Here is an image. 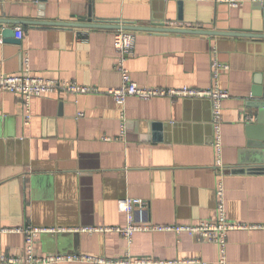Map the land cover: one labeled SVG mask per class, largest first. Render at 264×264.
I'll return each mask as SVG.
<instances>
[{
    "label": "crops",
    "instance_id": "crops-1",
    "mask_svg": "<svg viewBox=\"0 0 264 264\" xmlns=\"http://www.w3.org/2000/svg\"><path fill=\"white\" fill-rule=\"evenodd\" d=\"M240 1L233 8L218 0H0L1 33L17 21L75 22L89 8L92 20L243 33L134 31V54L126 61L139 86L163 88L207 89L212 59L229 65L219 78L229 93L222 110L221 176L214 166L207 99L128 97L120 106L105 94L57 92L31 99L26 125L21 97L0 89V255H20L24 245L21 234L2 230L29 224L57 230L38 236L35 249L41 255L118 258L127 253L217 264V247L187 234L140 232L128 245L115 233L80 230L123 227L126 197L144 201L142 212L153 224L209 219L220 176L227 219L258 226L228 233L227 263L264 264V107L254 106L264 102V2ZM17 26L24 30L21 48L0 44V75L20 74L28 58L29 73L36 77L102 93L120 85L114 30ZM81 34L87 43L77 40ZM255 87L260 97L246 106ZM247 115L251 122L243 121Z\"/></svg>",
    "mask_w": 264,
    "mask_h": 264
},
{
    "label": "built area",
    "instance_id": "built-area-1",
    "mask_svg": "<svg viewBox=\"0 0 264 264\" xmlns=\"http://www.w3.org/2000/svg\"><path fill=\"white\" fill-rule=\"evenodd\" d=\"M256 3H263L264 0H251ZM230 7L238 8L242 5L240 0H218ZM15 37L22 40L24 30L21 26L14 28ZM113 45L116 53L115 71L119 74L120 85L110 88L103 93L92 86H84L72 81L51 80L33 76L29 73L28 58L24 59V71L15 75H0V89L21 97L24 108V123L29 124L31 119L30 101L36 97H47L57 92L71 95H94L105 94L113 101L123 106L128 97H136L143 101L155 98H168L172 101L177 99H207L211 105V128L213 135V152L215 157V169L221 176L222 169V140L221 127L223 125V102L229 98L227 90L222 89L219 78L222 73L229 70V65L214 57L210 65L211 86L207 89H195L188 86L179 88L163 87H142L134 82L126 67V61L134 54L135 37L133 32L114 30ZM77 40L87 43L85 34L77 35ZM2 33L0 32V44H2ZM120 136L124 135V114L121 115ZM251 116H243V121L251 122ZM219 176V177H220ZM217 178L215 194L216 205L213 215L209 219L201 220L195 224H173L159 225L147 222L142 209L146 203L139 199L126 197L121 202V210L125 214L126 224L123 227H89L80 230L88 234L93 233H115L122 237L129 245L135 233L140 232H168L175 235L187 234L197 237L200 241L214 244L217 247V264L227 263V237L232 231L250 230L258 226L230 221L225 213L224 186L220 178ZM138 210V213H137ZM2 232L19 233L23 236L24 245L20 255H0V264H64V263H85V264H179L181 262L157 261L149 257H132L125 254L118 258H106L80 253H54L38 254L35 244L38 236L42 233H55V229L34 227L25 224L12 230ZM60 232V231H59ZM188 264L199 263L197 261H185Z\"/></svg>",
    "mask_w": 264,
    "mask_h": 264
},
{
    "label": "water",
    "instance_id": "water-1",
    "mask_svg": "<svg viewBox=\"0 0 264 264\" xmlns=\"http://www.w3.org/2000/svg\"><path fill=\"white\" fill-rule=\"evenodd\" d=\"M40 8L43 10V6ZM0 23L5 24V22L0 21ZM17 25H42V26H59V27H71V28H84V29H112V30H124V31H150V32H169V33H178V34H200V35H208V36H241L243 33L241 31H236L232 29L212 31V30H202V29H170L165 28L162 24L152 23L151 26H139L133 22H123L111 20V21H101V20H92L90 8L88 13L84 17L77 18V21L71 23H63V22H45L42 20L37 21H17ZM246 32V31H243ZM262 36V35H261ZM2 39L4 44H14L18 47V50L21 48V41L15 37L14 29H3L2 31ZM259 88L255 87L251 91V98L248 99L246 106H253L250 102L252 98L260 97ZM255 107L262 109L264 107V102H258V105H254ZM262 119V115H260ZM259 122H262V120ZM212 129V128H211ZM251 148V144H248ZM248 146V147H249ZM261 146V145H259ZM239 170V169H238Z\"/></svg>",
    "mask_w": 264,
    "mask_h": 264
}]
</instances>
